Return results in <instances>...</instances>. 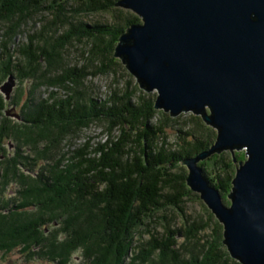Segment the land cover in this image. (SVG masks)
I'll use <instances>...</instances> for the list:
<instances>
[{"label": "trees", "instance_id": "trees-1", "mask_svg": "<svg viewBox=\"0 0 264 264\" xmlns=\"http://www.w3.org/2000/svg\"><path fill=\"white\" fill-rule=\"evenodd\" d=\"M73 1L81 2L76 7L80 6L85 11L108 12L113 20L118 22L123 19L122 10L116 8L112 0ZM67 2L68 0H0V18H8L9 15L14 17L16 14L19 15L18 18L26 19L31 17L34 11H47V13L56 14L54 19L49 21L50 24L66 22L69 27L58 35L55 31L51 34L52 38L55 37V41L51 43L53 46L51 50L41 45L32 49L30 44L32 40L25 50L21 46L17 48V53L21 56L16 60L15 65L12 61L4 60V54L9 51L0 52L1 81L13 72H16L15 75L19 79L35 78L42 70L44 71L37 66L43 59L48 66L63 65V62L60 63L59 48L64 44L67 48L75 41L84 46L81 51L83 56L85 52H88L107 58L108 61L105 67L103 65L104 69H100L101 71L106 72L110 69L108 62L112 63L113 59L112 56L108 57V52H112L113 43L119 40L124 30L129 25L137 23L139 16L135 15L133 18L129 16L130 18H125V23L120 25L116 22L88 25L80 20L72 19L66 13L68 9H71L67 7ZM71 10L74 11V9ZM64 68L62 74H49L45 79L53 84L62 83L67 78L71 82H76L78 78L90 73L85 67L82 68V72L77 66L66 64ZM34 83L35 81L32 84ZM78 92L73 90L74 94ZM74 99L75 96L72 95L55 100L29 99L30 102L21 108V119L18 121L3 114L5 100L0 94V156L3 154L0 165L2 164L3 169L1 175H4L1 183L5 184L14 180L20 187L18 190L22 191L18 193L24 194L16 202L12 200L11 204L8 201L2 205L0 203V209H3L2 214L0 213V235L7 236L8 240L5 242L15 240L11 243H16L17 239L27 242L35 238L42 242L43 239L39 238H42L41 234L43 229L47 228L46 225L58 221L59 231L64 233V238L58 237L52 242L57 244L55 249L59 254L61 253L63 259L68 257L70 251L83 246L82 249H86L88 254L90 249H93V252L88 255V258L93 257V260L89 262L91 264H122L124 255L127 253L125 246L127 237L133 235L139 226H144L143 228L151 233V236L143 242L145 246L140 252L139 261L136 262L131 258L130 264H160V259H158L159 262L152 259L157 256L154 255L155 251L159 253L161 251L165 257L168 253V256L173 258V260L167 258L166 262L193 264L187 258L184 259L182 249L181 253L179 245L174 240L179 235L176 232L184 236V230L171 229L169 216L163 215L162 233L148 230L153 229L156 225L153 220L160 218V214L168 208L175 207L185 212V198L191 193V189L187 186L186 175H180V172L173 171L171 167L175 166L176 162L204 151L208 148L207 144L197 140L192 132H186L185 134H190V137H181L178 148L167 146L166 132L160 123H157L158 121L156 123L151 121L155 110L145 98L137 94V91L119 93L118 90H113L110 99L104 102L90 97L86 101H81V104H76ZM92 119L109 121V137L106 141L97 146L90 147L87 144L82 148L69 151L74 158L69 159L63 166H59L62 161L55 162L56 159H53L52 164L47 161L49 165L45 164L39 172L35 173V169L32 168H35L37 159H48L54 149L53 143L51 146L50 142L56 134L51 125L56 124L57 128L63 132L62 129L66 127H77L79 123ZM42 136L48 139L49 143H44V148L50 154L38 148ZM8 138L15 142L19 154L9 156L3 152L4 140ZM192 144H194L193 150L189 148ZM23 145H29L31 149L36 148L40 156L34 161L33 157L22 151ZM50 147L51 150H49ZM233 152L236 163L245 160L246 154L243 149H235ZM229 161L213 155L206 161L198 163L208 184L219 189L224 197L231 191V181L234 176L233 167L231 168L233 159ZM22 163L28 170V174L22 175L19 171ZM216 164L220 167L216 168ZM235 165L237 167V164ZM4 184L1 185L4 187L6 185ZM35 205L37 212L24 214L23 207L34 208ZM40 210L44 213L39 215L36 222L34 216ZM82 221H84L83 224ZM197 232V228L191 232L193 236L190 238L193 242L201 240ZM8 245L0 239L1 248ZM146 245L149 248L145 249ZM219 245L214 247L207 239L203 246L204 256L197 261L201 260L204 264H232L230 261L233 260L228 256L223 244L221 247ZM46 253L49 256V250ZM63 259L61 262L64 264Z\"/></svg>", "mask_w": 264, "mask_h": 264}, {"label": "water", "instance_id": "water-1", "mask_svg": "<svg viewBox=\"0 0 264 264\" xmlns=\"http://www.w3.org/2000/svg\"><path fill=\"white\" fill-rule=\"evenodd\" d=\"M115 5L141 18L121 34L114 55L141 89H156L154 108L171 116L192 110L217 130L210 150L186 160L187 185L223 223L231 256L242 264H264V0H118ZM14 83L10 74L0 86L7 99ZM226 148L246 154L231 181L230 206L222 204L197 163Z\"/></svg>", "mask_w": 264, "mask_h": 264}, {"label": "rangeland", "instance_id": "rangeland-1", "mask_svg": "<svg viewBox=\"0 0 264 264\" xmlns=\"http://www.w3.org/2000/svg\"><path fill=\"white\" fill-rule=\"evenodd\" d=\"M117 1L118 0H112V2H114L115 4L117 3ZM77 4H81V2L77 1L75 3L73 0H68L66 4L67 7H71V9H74V11L68 9L66 13L69 14L70 17H72V19L74 18V20L76 21L80 20L88 25H95L97 23L113 24L115 22L118 23V25H120L125 23L124 22L125 18L126 19L130 17L133 18L135 17V15L136 17L139 16L135 11H132L131 9L115 5L116 8H120L122 10L121 15L123 16V19H121L118 22L117 20H113V17H111V15L108 12H103V11L88 12L83 10L84 8H81L80 6L76 7ZM18 16L15 14L14 17L9 15L8 18H0V52L2 51L6 52V50L9 51L7 54H4L5 55L4 60L7 59L6 61L8 60L10 62L12 61L13 65L17 63L16 60L20 59L21 55L20 54L18 55L17 53L18 51L17 48H19L20 46L22 47L23 50H25L27 48V45H29L30 40H32L30 43L32 49H36L41 45V47L47 50H51V48L53 47L51 43L55 41L54 40L55 37L52 38L51 34H54L55 31L56 34L58 35V33L60 34L61 31H65L66 28L69 29L68 23L66 22L64 23L56 22L55 24H50L49 21L54 19V17L56 16L55 13H50V12L47 13V11H34V14H32L31 17L26 19L20 17L18 18ZM140 22H141V18L139 16L137 23ZM50 27H52L51 30H48ZM53 28L55 30H52ZM118 43L119 40H116L115 43H113V50H111L112 52L110 53L108 52V57L110 58L112 56L113 62L112 63L108 62L110 69H108V71L106 72L101 71L100 69H104L103 65L105 67V64L108 61L107 58H104L102 56H96L93 53H88V52H85V55L83 56L81 51L84 48V46L76 41L73 44H71V46L69 45L67 48L65 44L61 48H59V54L61 56L60 63L63 62V65L56 64L53 66H48L46 65L43 59L42 61H40L39 65L37 66L39 68L44 69V71L42 70V72H40V74L37 75L35 78L33 77V79L30 77L19 79L18 76L15 75L16 72H13L12 75L15 77L14 78L15 83L10 91V95L8 99L5 97V93L2 92L0 89V94H2L5 100L4 102L5 108L3 110V114L6 115L7 117H11L19 121L20 120L19 118L11 115L13 113V109H15L16 112H19L21 114V108H23L25 104L30 102L29 99L34 101H40L41 98L55 100L56 98L65 99L69 95H72L75 96L74 101L76 102V104H79L81 101H86L87 99H90V97L95 98L97 101H103V102L105 100H109L113 90H118L119 93L121 91L123 93L125 91H131V92L137 91V94L141 95L142 98H145L147 102L150 103L152 108L155 110V114L153 116L154 118L151 121L152 123H156L158 121L157 123H160V126H162V128L166 132L167 141H168L167 146L171 148H175V147L178 148L177 146L181 141V137L189 138L190 134H185V133L192 132L194 136H196L197 140H201L207 144L208 148L205 149L204 151L210 150L211 147L216 143V137H217L216 128L210 124H206V122L202 119L201 114H195L192 112V110L181 111L179 114L175 116H171L170 113L168 111L165 112L164 109L161 108L155 109L154 106L157 96L156 89L147 92L144 89L140 88L136 77L126 68L121 58L114 55L115 48L118 45ZM56 50L58 51V49ZM22 59L24 58L22 57ZM66 64L70 66L79 67L81 69V72L83 71L82 68L85 67L86 70L88 69L90 73H86L84 76L78 78V81L76 82H71L69 78H67V80H65L62 83L53 84L52 82H48L45 79V77L49 74L50 75L62 74V71L64 72L65 70L64 66ZM44 66H47L48 68H43ZM7 78L8 75H6L2 79V81L0 80V85L5 83V81H7ZM34 81L35 83L33 85L32 83ZM73 90L74 91L78 90L79 92L77 94H74ZM133 98L135 100H138L136 97ZM7 110L9 111L8 114L6 112ZM109 124H110L109 121H106L104 119H92L89 121H85L83 123L82 122L79 123L77 127H73V128L66 127L65 129H62L63 132H61L60 129L57 128L56 124L51 125L50 127L53 126L52 129H54L53 131L56 134V136H54L50 142L51 146L54 145L53 146L54 149L51 152V154L50 152L49 153L46 152L44 148L45 147L44 143L47 144L49 142H47L48 139H45L42 136L41 140L39 141L40 144L38 148L39 150H42L50 154V156L48 157V159L38 158L36 161L37 163L35 164L36 166L33 165L35 166V168L33 167L32 169H35L34 170L35 173L39 172V170L42 167H44L45 164L49 165L48 163H46L47 161L48 162L54 161L53 159H56L55 162L62 161L61 163H59V166H63L65 162L69 161V159L74 158V156L71 155L69 151L82 148L87 144L90 147L97 146V144L106 141L107 138L109 137L108 134ZM4 141H5L4 144L5 148L3 152H5L9 156H13V154L16 153L19 154V149L17 148L13 140L8 138ZM28 146L29 145H23L21 149L24 153H27L26 155L29 154L31 157H33L35 161L36 157L40 156V154L38 153L39 150H37L36 148L31 149ZM189 148L193 150L194 144L190 145ZM49 150H51V147ZM204 151H200L196 155ZM36 153L38 154L36 155ZM196 155L190 157H194ZM213 155H217V158L222 157L228 161L232 160V157L235 158L234 152L226 148V149H222L220 152L214 151L210 153L209 156H206L203 159H199L197 163L203 160L206 161V159H208ZM2 156L3 154L0 156L1 161H3ZM186 160L176 162L175 166H172L171 169L173 171H178V173L180 172V175H186V177H188L189 169L186 165ZM50 164H52V162ZM235 164L238 163L234 161L232 162V166H231V168L233 167L234 174L236 171ZM1 165H0V175L3 171ZM22 165L20 166L21 168L19 171L22 172V175L26 173L28 174V170L24 167L23 163ZM215 167L218 168L220 167V165L216 164ZM0 177H1L0 178V187H1L2 186L1 184H4L1 183L4 175H1ZM5 184L4 187L2 186V188H0L1 205L6 201L10 202L11 204L12 200L13 202H16L17 200L23 197L24 194L18 193V191L21 190H18V188L20 187L18 186V183H16L14 180H11ZM187 186L188 188L191 189L189 185ZM217 191L221 195L220 190L217 189ZM228 195L229 193L225 197L221 195V202L224 206L231 205V198H229ZM200 197H201L200 192L191 189V193L185 198V203H184L185 212H181L179 209L175 207L168 208L163 214H160V218L158 219L156 218L155 220H153L156 222V225L153 226L152 230H148V231L155 232L158 234L162 233L164 230L163 215H167L169 216L171 221V229L184 230V234H185L184 236L179 232H176L179 235H177L174 238V240L179 245L180 252L182 249L184 259L187 258L189 261H192L193 264H204L202 263L201 260L197 261V259H202V257L204 256L205 250L203 249V246L205 244V241L208 239V241L212 242L214 247L219 245V243H220L219 245L220 247L223 244V246L225 247L228 253V256L233 260L230 261L232 264H242L238 259L231 256L230 252L226 247V244H224L222 241L224 239L223 223L216 218V215L215 213L212 212V209H209L208 205H206L204 200L201 199ZM23 208L25 210L24 214H31L37 212L38 210L36 209V205L34 208L33 207L30 208L23 207ZM1 210L3 209H0V213L2 214ZM42 213L44 212L40 210L34 216V220H36V222L39 215H41ZM1 214H0V219H1ZM83 223L84 221H82V224ZM46 226L47 228H44L43 229L44 231H42L41 234L42 238H39V239H43L42 242H40L37 238H35L33 239V241H27V242L17 239L18 241H16V243H11L12 241L15 240L12 241L10 240L9 242H5L8 240L7 236L4 237V235H0V239H2V242L9 244L4 248H1L0 246V264H63L61 262V259H63L62 256L60 255L61 253L59 254L55 249V246H57V244H54L52 240L57 239L58 237L63 239L64 233L59 231L58 221H54L53 223H50ZM143 227L144 226H139V228H137V230L133 233V235L131 236L129 235L127 237L128 244L126 243L125 245L127 247L126 250L127 253L124 255L122 264H130L129 261L131 258L135 259L136 262L139 261L140 259L139 255L141 254L140 252L145 246L143 242L144 240H148L149 237L151 236V233H148L147 230H145ZM195 228L198 229L197 235L199 236V238H201V240H198L197 242L195 241L193 242L192 239L190 238V236H193L191 235V232H193V229ZM166 234L169 235L168 233ZM82 247L83 246L79 247V249L70 251L71 253L68 255V257L63 259L64 264H91L89 262L93 260V257L88 258V255L90 254V252H93V249H90V252L88 254L86 252V249L83 250ZM147 248H149V246L145 247V249ZM48 250H49V256L46 253ZM154 255L157 256H155L152 259H155L156 262H159L158 259H160V264H173L172 262L170 263L169 261L166 262L167 258L173 260L171 256H168V253L166 254L165 257L164 255L161 254V251L160 253L158 251H155ZM63 256L65 257L64 254ZM132 256L135 258H133Z\"/></svg>", "mask_w": 264, "mask_h": 264}, {"label": "bare ground", "instance_id": "bare-ground-1", "mask_svg": "<svg viewBox=\"0 0 264 264\" xmlns=\"http://www.w3.org/2000/svg\"><path fill=\"white\" fill-rule=\"evenodd\" d=\"M133 11V10H132ZM138 15V14H137ZM59 37V36H58Z\"/></svg>", "mask_w": 264, "mask_h": 264}]
</instances>
